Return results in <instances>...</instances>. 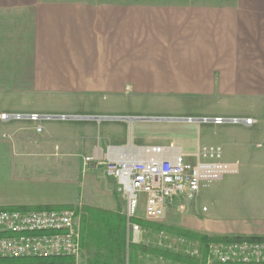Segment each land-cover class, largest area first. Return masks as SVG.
<instances>
[{
    "label": "crops",
    "instance_id": "obj_1",
    "mask_svg": "<svg viewBox=\"0 0 264 264\" xmlns=\"http://www.w3.org/2000/svg\"><path fill=\"white\" fill-rule=\"evenodd\" d=\"M0 91V115L67 116L41 131L0 119V209L126 216L107 161L171 143L184 152L195 137L177 124L192 113L251 117L197 129L198 146L240 163L215 198L255 187L239 194L242 215L216 211L244 222L186 228L264 237V0H0Z\"/></svg>",
    "mask_w": 264,
    "mask_h": 264
},
{
    "label": "built area",
    "instance_id": "obj_2",
    "mask_svg": "<svg viewBox=\"0 0 264 264\" xmlns=\"http://www.w3.org/2000/svg\"><path fill=\"white\" fill-rule=\"evenodd\" d=\"M66 115L40 113H2L0 119H28L37 124ZM186 121L199 124H244L251 126V117H188ZM192 156L191 162L186 158ZM87 157L86 160H90ZM108 175L117 183L118 192L126 198V219L129 231L142 234L137 219H159L174 202L193 200L203 188L240 171L238 161L224 159L220 145H199L194 154L184 153L171 143L166 147L146 146L136 158L109 160L105 163ZM143 206V214H139ZM75 209H0V261L26 258H70L71 264H82V239ZM132 233V234H133ZM160 235L159 244L192 258L204 256L205 264H264V240L221 239L207 244L177 237L176 242ZM171 240V241H170ZM2 264V263H0Z\"/></svg>",
    "mask_w": 264,
    "mask_h": 264
},
{
    "label": "rangeland",
    "instance_id": "obj_3",
    "mask_svg": "<svg viewBox=\"0 0 264 264\" xmlns=\"http://www.w3.org/2000/svg\"><path fill=\"white\" fill-rule=\"evenodd\" d=\"M5 97V91H0V100ZM172 114L174 116L180 115L181 117L189 116L186 113ZM191 116L194 118L200 117V115L195 113H192ZM177 125H179L182 131L193 133L195 138L192 142L190 141V145L184 148V152L194 154L198 148V122ZM186 159L191 162L194 161V157L192 156ZM215 185L216 182L203 188L193 200L181 201V205H178L179 202L170 204L165 214L159 219L142 218V234L139 236L129 231L125 219H123L124 222L119 228L116 229L114 227L115 230L112 231L111 227L107 228L104 225L103 219L100 218L101 213L96 214L93 211H88L85 214L79 215L77 225L82 239L81 263L205 264L204 256L201 258H192L182 252L169 250L167 247L159 244V238L160 235H169L167 237L172 240V243H175L177 237L183 236L202 243L201 236L215 237L216 235H211L200 230L196 231L191 228H186V226L195 227L200 223L201 227L206 228L208 222L211 225L222 224L224 226H235L238 223L244 222L242 218L239 219L236 216L234 218L224 217L220 216V214L223 215L224 212H229V206H232L234 214L240 211L239 215H242L241 210L245 202V197L239 194L240 192L246 191L250 194L255 187H249L247 185L239 186L240 189L242 188L241 191L240 189L237 191L236 187L233 194L227 196L226 199H221V197L215 198ZM221 201L224 202V208H218L221 206ZM205 206L208 208V211H205ZM216 211L220 214H217ZM139 214H143V206L140 207ZM121 215L125 217V214ZM112 221H115V218ZM188 233H191L194 237L189 236ZM27 262L30 264L35 263L33 261Z\"/></svg>",
    "mask_w": 264,
    "mask_h": 264
},
{
    "label": "trees",
    "instance_id": "obj_4",
    "mask_svg": "<svg viewBox=\"0 0 264 264\" xmlns=\"http://www.w3.org/2000/svg\"><path fill=\"white\" fill-rule=\"evenodd\" d=\"M101 214L102 215H100L101 216L100 218L103 219L104 225L107 226V228L111 227L112 231L115 230L114 227L117 229L123 224V222H124L123 219H125V223H126V226H127L126 216L123 217L119 213H101ZM113 218H115V221H112ZM134 221L139 222L140 224L142 223L141 219L135 218ZM188 235L191 236V237H194L191 233H188ZM239 238L240 239L246 238V239L264 240V237H261V236H248V237H242V236H235V237H232V236H224V237L215 236V237H208L206 235H203V236H201V239H202L201 241H202L204 252H205L207 244L210 241L221 240V239H239ZM17 261H19V262H17ZM27 261H33V262H35L34 264H71L72 259H70V258H26V259L3 260V261H0V263H2V264H21V263L27 264L28 263ZM28 264H30V263H28ZM104 264H108V263H104Z\"/></svg>",
    "mask_w": 264,
    "mask_h": 264
},
{
    "label": "water",
    "instance_id": "obj_5",
    "mask_svg": "<svg viewBox=\"0 0 264 264\" xmlns=\"http://www.w3.org/2000/svg\"><path fill=\"white\" fill-rule=\"evenodd\" d=\"M143 120H147V119H152V118H142ZM156 120H160V119H157ZM173 120H177V119H173Z\"/></svg>",
    "mask_w": 264,
    "mask_h": 264
}]
</instances>
